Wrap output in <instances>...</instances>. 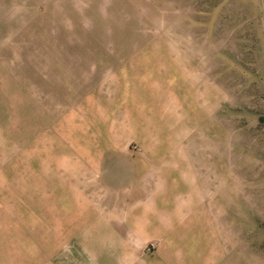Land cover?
<instances>
[{"label":"rangeland","instance_id":"obj_1","mask_svg":"<svg viewBox=\"0 0 264 264\" xmlns=\"http://www.w3.org/2000/svg\"><path fill=\"white\" fill-rule=\"evenodd\" d=\"M0 264H264V0H0Z\"/></svg>","mask_w":264,"mask_h":264},{"label":"crops","instance_id":"obj_2","mask_svg":"<svg viewBox=\"0 0 264 264\" xmlns=\"http://www.w3.org/2000/svg\"><path fill=\"white\" fill-rule=\"evenodd\" d=\"M143 191H147V189H145ZM148 191L153 192V193H150L151 195L155 194L156 196H158L160 194L159 192H155L156 190H153V189H148ZM143 195H146V193H142V191H139L138 193H136L131 198H125L124 199V200L128 201L130 204V205L129 204L127 205L128 208H130V207L132 208L131 212L128 210L129 213L126 216L127 220L130 223V226L133 225L134 227L139 229L137 233L133 232V236L135 237L136 242H139V243L150 242L151 241L150 237L158 236V238L160 239V242L162 241V243H168V241H167L168 236L180 235V233H176L177 228H175V227L180 226V224L184 221V219H186L187 221H190L191 218H195L194 216L192 217V215L188 214V213L186 215H183L182 210H179V211L175 210L176 208H178V206H175L171 210V209H169L170 207L166 208L165 206H161V205H163V204H161V202H157L154 200H153V202H151L152 198H148V200L146 201V202H148L147 204H139L137 206H135V204L131 205V203H130L131 201L140 200L143 198ZM164 195H167V193ZM133 206H135V207H133ZM154 216H157L160 218L157 220L160 223V226H153V217ZM132 222H133V224H132ZM186 225H188V224H186ZM130 226H129V228H130ZM151 227H155L157 229L162 228L163 230L159 229V231H158L159 233L155 232V233H157V234H155V233H151L148 230ZM168 229H171V231H168Z\"/></svg>","mask_w":264,"mask_h":264}]
</instances>
